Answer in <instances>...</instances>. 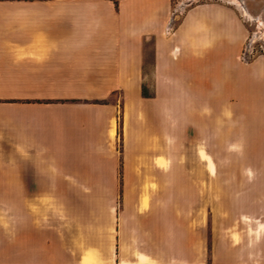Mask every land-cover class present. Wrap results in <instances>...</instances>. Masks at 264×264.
<instances>
[{
    "label": "crops",
    "instance_id": "obj_1",
    "mask_svg": "<svg viewBox=\"0 0 264 264\" xmlns=\"http://www.w3.org/2000/svg\"><path fill=\"white\" fill-rule=\"evenodd\" d=\"M245 40L221 5L0 0V264H264ZM182 120L187 171L164 144Z\"/></svg>",
    "mask_w": 264,
    "mask_h": 264
},
{
    "label": "rangeland",
    "instance_id": "obj_2",
    "mask_svg": "<svg viewBox=\"0 0 264 264\" xmlns=\"http://www.w3.org/2000/svg\"><path fill=\"white\" fill-rule=\"evenodd\" d=\"M221 5L232 9L246 28V40L242 48V60L251 61L264 55V0H173L174 22L182 19L186 12L198 5ZM122 117V116H121ZM119 114V146L122 145V118ZM121 118V119H120ZM181 118H184L182 113ZM180 139L165 137L166 157L170 161H180L182 169L187 171L189 163V146L187 121H181ZM184 128V130H183ZM173 148L175 150L173 151ZM184 170H182L183 172ZM48 204V203H47Z\"/></svg>",
    "mask_w": 264,
    "mask_h": 264
}]
</instances>
